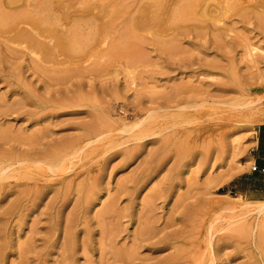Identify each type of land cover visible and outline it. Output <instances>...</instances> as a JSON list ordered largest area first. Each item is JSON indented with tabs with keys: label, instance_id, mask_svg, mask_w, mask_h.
I'll return each mask as SVG.
<instances>
[{
	"label": "rangeland",
	"instance_id": "obj_1",
	"mask_svg": "<svg viewBox=\"0 0 264 264\" xmlns=\"http://www.w3.org/2000/svg\"><path fill=\"white\" fill-rule=\"evenodd\" d=\"M46 8L0 27V264H264V0L1 9Z\"/></svg>",
	"mask_w": 264,
	"mask_h": 264
},
{
	"label": "bare ground",
	"instance_id": "obj_2",
	"mask_svg": "<svg viewBox=\"0 0 264 264\" xmlns=\"http://www.w3.org/2000/svg\"><path fill=\"white\" fill-rule=\"evenodd\" d=\"M30 4H31V0H0V27H3V28L8 27L9 24L11 23L9 21L10 20L15 21L16 18H21L23 20L26 19L25 22L29 25V29H24V30L20 31L18 36L16 35L15 37H17L20 40H24V41H28V42L33 40L32 34L34 32L38 33V30L41 29L42 23L43 24L48 23L47 21H49V19L53 18L52 11L50 9L46 8V10H44L43 12L39 11L36 13H33L31 10L29 12H11V13H9V12H6L5 10H2L1 8L6 7L7 9L13 10V9H17L19 6H23V5L29 7ZM45 14H47V15H45ZM190 15H191V13H190ZM201 16H202V14H201ZM0 31H1V29H0ZM57 39H58L57 43H59L60 37H57ZM61 43H62L61 48L63 49V51L69 52L71 50V47L68 44L69 42L66 44L65 42L61 41L59 45H61ZM35 44L38 46L39 50L41 49L44 52H47V48L45 46L46 45L45 43L36 41Z\"/></svg>",
	"mask_w": 264,
	"mask_h": 264
},
{
	"label": "crops",
	"instance_id": "obj_3",
	"mask_svg": "<svg viewBox=\"0 0 264 264\" xmlns=\"http://www.w3.org/2000/svg\"><path fill=\"white\" fill-rule=\"evenodd\" d=\"M259 141L261 142L262 148H264V124L260 125L258 128ZM261 166H264L260 163Z\"/></svg>",
	"mask_w": 264,
	"mask_h": 264
},
{
	"label": "built area",
	"instance_id": "obj_4",
	"mask_svg": "<svg viewBox=\"0 0 264 264\" xmlns=\"http://www.w3.org/2000/svg\"><path fill=\"white\" fill-rule=\"evenodd\" d=\"M252 172L264 174V166H260L255 162L254 165L252 166Z\"/></svg>",
	"mask_w": 264,
	"mask_h": 264
}]
</instances>
